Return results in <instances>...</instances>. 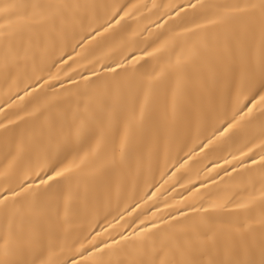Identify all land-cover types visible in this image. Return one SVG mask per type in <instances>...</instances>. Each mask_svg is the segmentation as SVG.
I'll use <instances>...</instances> for the list:
<instances>
[{
  "label": "bare ground",
  "instance_id": "1",
  "mask_svg": "<svg viewBox=\"0 0 264 264\" xmlns=\"http://www.w3.org/2000/svg\"><path fill=\"white\" fill-rule=\"evenodd\" d=\"M262 95L264 0H0V264H264Z\"/></svg>",
  "mask_w": 264,
  "mask_h": 264
},
{
  "label": "snow or ice",
  "instance_id": "2",
  "mask_svg": "<svg viewBox=\"0 0 264 264\" xmlns=\"http://www.w3.org/2000/svg\"><path fill=\"white\" fill-rule=\"evenodd\" d=\"M260 101L261 102H264V95H262V96H260ZM249 111H251V109H249ZM62 173H60V172H57L56 173V175L57 176H59V175H61ZM52 177H49V179H51ZM41 183H46V181L43 179V178H41ZM30 186V185H29ZM0 202H2V201H0Z\"/></svg>",
  "mask_w": 264,
  "mask_h": 264
}]
</instances>
